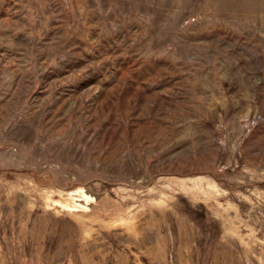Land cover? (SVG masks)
Instances as JSON below:
<instances>
[{"label": "rangeland", "instance_id": "1", "mask_svg": "<svg viewBox=\"0 0 264 264\" xmlns=\"http://www.w3.org/2000/svg\"><path fill=\"white\" fill-rule=\"evenodd\" d=\"M0 264H264V0H0Z\"/></svg>", "mask_w": 264, "mask_h": 264}]
</instances>
